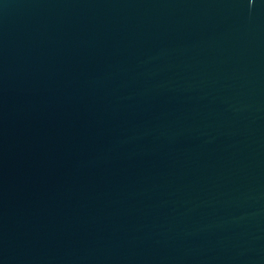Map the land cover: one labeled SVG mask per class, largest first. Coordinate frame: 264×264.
Listing matches in <instances>:
<instances>
[{
    "label": "water",
    "instance_id": "obj_1",
    "mask_svg": "<svg viewBox=\"0 0 264 264\" xmlns=\"http://www.w3.org/2000/svg\"><path fill=\"white\" fill-rule=\"evenodd\" d=\"M0 264H264V0H0Z\"/></svg>",
    "mask_w": 264,
    "mask_h": 264
}]
</instances>
